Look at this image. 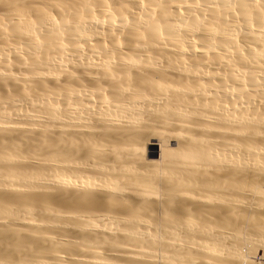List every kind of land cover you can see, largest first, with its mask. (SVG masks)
<instances>
[{"label":"bare ground","instance_id":"1","mask_svg":"<svg viewBox=\"0 0 264 264\" xmlns=\"http://www.w3.org/2000/svg\"><path fill=\"white\" fill-rule=\"evenodd\" d=\"M264 0H0V264H259Z\"/></svg>","mask_w":264,"mask_h":264},{"label":"built area","instance_id":"2","mask_svg":"<svg viewBox=\"0 0 264 264\" xmlns=\"http://www.w3.org/2000/svg\"><path fill=\"white\" fill-rule=\"evenodd\" d=\"M257 261L259 264H264V252H262L261 255L257 257Z\"/></svg>","mask_w":264,"mask_h":264}]
</instances>
